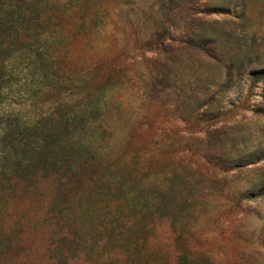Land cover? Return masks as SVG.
<instances>
[{
    "label": "rangeland",
    "instance_id": "374dc122",
    "mask_svg": "<svg viewBox=\"0 0 264 264\" xmlns=\"http://www.w3.org/2000/svg\"><path fill=\"white\" fill-rule=\"evenodd\" d=\"M195 1L81 0L21 36L0 264H264V0Z\"/></svg>",
    "mask_w": 264,
    "mask_h": 264
},
{
    "label": "trees",
    "instance_id": "16d2710c",
    "mask_svg": "<svg viewBox=\"0 0 264 264\" xmlns=\"http://www.w3.org/2000/svg\"><path fill=\"white\" fill-rule=\"evenodd\" d=\"M62 0H0V100L2 97V89L4 84L6 83V74H7V65L6 59H8L15 51H17L21 45L20 42L23 41L24 38L21 36L24 34L27 40H33L37 38L41 32L44 31L45 26L55 25L56 20L54 17V9L55 7H67L72 12H77L79 10V5L83 2L81 0H67L65 2H61ZM188 8L193 10L189 15H194L196 13L197 2L195 0H189ZM198 12V11H197ZM194 19V18H192ZM33 32L34 35H30ZM159 40H162L161 45L164 46V41L167 40L169 42L176 41L175 35L172 32L162 31L155 33ZM184 43H190V45H195L196 41L190 40L188 36H181L180 39ZM163 51H167V46L163 47ZM22 49V48H21ZM210 51V50H209ZM53 115V114H52ZM49 116L46 120H52L51 116ZM39 124V123H38ZM34 126L37 127L39 125ZM12 127L10 124H6V122L0 118V142H4L5 139H12L11 132ZM56 133V142H62L63 138H57ZM47 136H42L41 138L33 141L30 145V148L26 150V154L30 156L31 151L33 154H48L55 153V147L53 144L48 142ZM12 142V141H10ZM13 143V142H12ZM66 149H59L57 151L58 160L57 162L65 163L73 169L70 162H61V155L65 152ZM71 149L66 150V154L70 153ZM28 152V153H27ZM16 153H13L15 157ZM3 150H0V158L4 156ZM60 156V157H59ZM20 161L24 163H30L31 158H24Z\"/></svg>",
    "mask_w": 264,
    "mask_h": 264
}]
</instances>
